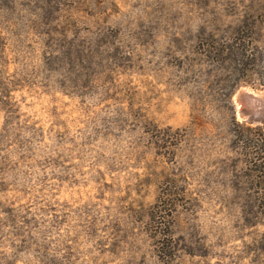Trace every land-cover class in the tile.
<instances>
[{
  "label": "rangeland",
  "instance_id": "1",
  "mask_svg": "<svg viewBox=\"0 0 264 264\" xmlns=\"http://www.w3.org/2000/svg\"><path fill=\"white\" fill-rule=\"evenodd\" d=\"M261 107L264 0H0V264H264Z\"/></svg>",
  "mask_w": 264,
  "mask_h": 264
},
{
  "label": "trees",
  "instance_id": "2",
  "mask_svg": "<svg viewBox=\"0 0 264 264\" xmlns=\"http://www.w3.org/2000/svg\"><path fill=\"white\" fill-rule=\"evenodd\" d=\"M228 55L230 56V59L231 61H233V63H235L236 65H246V63H250V55H248L247 51H244L242 52V54L238 55L237 53L238 52V49L236 48V45L234 44H228ZM226 50H223L221 53H219V55H221V57L223 59L224 58V53H225ZM238 87V84H235L230 90H229V93L227 94V103H228V107L231 106V98L233 96V94L235 93L236 91V88ZM233 121H236L235 120V116L233 115ZM261 169L264 167V164L260 166ZM257 203H259V207H261V211L264 213V200L262 201H258ZM162 234V232H161Z\"/></svg>",
  "mask_w": 264,
  "mask_h": 264
},
{
  "label": "water",
  "instance_id": "3",
  "mask_svg": "<svg viewBox=\"0 0 264 264\" xmlns=\"http://www.w3.org/2000/svg\"><path fill=\"white\" fill-rule=\"evenodd\" d=\"M246 94V93H245ZM252 95V94H251ZM254 96V95H253ZM239 98V96H238ZM257 105V104H256ZM257 113H260V115H256ZM261 114H264V108L261 107V108H257V109H254L253 108V111H252V114H251V117L252 118H257V119H261V120H264V116H261ZM264 122V121H262Z\"/></svg>",
  "mask_w": 264,
  "mask_h": 264
},
{
  "label": "bare ground",
  "instance_id": "4",
  "mask_svg": "<svg viewBox=\"0 0 264 264\" xmlns=\"http://www.w3.org/2000/svg\"><path fill=\"white\" fill-rule=\"evenodd\" d=\"M254 97V96H253ZM258 101V100H257ZM257 104V103H256Z\"/></svg>",
  "mask_w": 264,
  "mask_h": 264
}]
</instances>
